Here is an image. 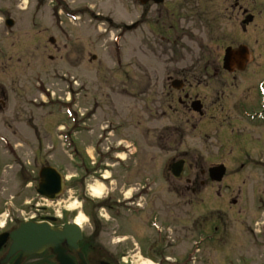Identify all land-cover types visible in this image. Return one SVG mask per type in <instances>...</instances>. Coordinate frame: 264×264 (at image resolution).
<instances>
[{"label":"rangeland","instance_id":"1","mask_svg":"<svg viewBox=\"0 0 264 264\" xmlns=\"http://www.w3.org/2000/svg\"><path fill=\"white\" fill-rule=\"evenodd\" d=\"M49 1L50 3L47 4L48 10L43 11L45 16L43 18L39 17L43 20V24L42 21L39 23L40 28L53 24L52 9L58 7L61 16L59 19L60 32L66 30L69 34H72L71 39L68 37L65 42L76 48L78 54H80L77 61L81 58V63L76 61V65L73 66L62 61L50 62L45 59V63H43L41 59H36L28 67L23 65L16 73L19 69L17 57H19L22 46L30 48L40 44L37 41H31L33 35L37 32L34 30L39 29L38 25H34L32 18L35 14H40L39 3L42 1L28 0L27 7L21 9L19 7L21 0H0V59L1 55L4 54L5 66H7V61L10 58L12 59L8 62L9 68H0V80H12L15 76H20L23 80H29L27 90L29 97L32 98L39 97V92L34 88L35 81L46 79L45 85L49 83L51 91L57 95L54 103L52 101L51 104L45 105L42 111H39L38 107L29 108V112L33 111L35 120L39 124L41 123L44 130H48L51 135L45 132V142L41 148L42 150L37 151L39 154L36 149L33 150L34 148L29 145L26 147L28 159L32 162L35 154L41 157V161L37 165L38 171L43 166L52 165L59 170L62 168L67 174H73L75 177L68 183L67 191H73L80 197L84 203V211L87 214L93 209H96L94 212L98 214L100 204H95L92 207L83 200L89 199L85 192V183L90 175L87 179H84L85 173L78 167V164L82 165L83 163L82 155L79 154L81 159H74L70 150L65 146L67 141L57 136L56 127L63 125V122L66 121L63 103L70 102L71 98V103L74 104L73 110L78 111L80 114H86L84 118H81L79 114H72V117L75 118L76 116L77 122L72 127L76 132L74 136H71V139H73V147L78 146V150L84 152V157L95 159L97 162L93 167L96 171L94 174L96 177L108 168L106 167L107 163L114 165L109 162L106 155L115 148L119 139L126 137L134 142L137 138L139 139L134 128L139 129L136 125L140 121L144 130H146L145 132L148 131L146 128H152L155 133L149 142L143 141L141 144L145 149H142V152L140 150L141 153L138 154L140 156L137 157V160L140 159L139 166L132 165L129 170L118 167L117 164L111 167L112 180L115 181V184L108 185L109 197L101 201L105 200L108 205L110 203L113 206L119 205L118 202L125 198L122 193L129 189H135L132 194L138 196L136 192L140 190V184H144L143 179L146 176L149 178V182H147V189L142 192L149 196L145 197L146 200L143 199L140 203L147 208L145 209L146 214L142 211L143 214L142 212L138 214L139 217L135 218L137 215L133 217L132 214L135 213L133 211L129 212L128 208L130 207L125 206L123 201L120 203V207L125 206L126 209L120 210V212L117 210L120 207L113 210V212L106 208L111 217L109 221H105L98 215L102 225L99 234L102 246L117 254L121 257V260L127 258L133 264H176V262L174 263L175 260H179L178 262L181 264H264V248L261 250V246H254L253 244L254 236L264 238V218H260L256 224L250 222V226L254 229L253 235L249 230L250 227L245 226L252 213L249 214L250 212L247 211V214H243L235 222L230 218L229 209L232 194L225 189H227V184L230 183V171L233 167L228 155V143H224L228 139L227 133L221 134L220 129L217 130L214 125L210 124H206L202 131L195 130L193 125L197 123V119L192 120L189 125L180 124L181 121H176L175 118L172 120L167 118H160L156 121L150 120L149 108L153 107L147 90L148 80L149 77L155 79L159 76L162 78L165 75L166 64L168 63L149 49L152 38L150 33L151 20L148 17L143 18L142 15L147 10L146 6L135 4L134 0H68L71 8H75L76 14L79 15L78 19L70 20L61 10L65 7L62 1L59 3ZM219 1L215 0L216 3H201L198 5V9L204 12L208 11L210 14L216 11V15L221 16V18H218V22L222 31H224V28L235 30L236 38L242 41L243 37L239 32L238 21L235 23L236 27H230L228 22L224 21L223 14L234 11L233 5L220 4ZM236 1L238 0H232L234 3ZM240 1L242 3L246 2L247 5L244 6H247L252 13L256 14L257 24L250 29L251 41L249 46L257 54L260 52L262 44L261 25H264V2L253 0V4H249L247 0ZM70 6L65 11L73 14ZM9 16L15 21L13 28L5 25L4 20ZM133 23L140 24L139 28L135 29L137 24L136 27L134 25L130 28L127 27ZM51 29H57V26L55 25ZM55 34L51 35L56 37L62 33ZM202 37L206 38V33H198L194 39H201ZM244 37L248 39V36ZM256 39H260V42L257 43ZM190 44L194 47L195 52L187 53L189 59L197 54L199 48V46L197 48L195 42ZM154 48L157 47L154 46ZM93 55L96 56V59H93ZM255 66L256 63H253L251 68L253 69ZM55 70H58L60 76L57 75V78L61 77V80L52 82L51 80L56 78L53 74ZM68 77H72L70 81L75 88L71 94L68 80L64 81V78ZM158 83L159 88L162 80H158ZM142 92L147 94L143 95ZM44 100L47 101V98L44 97ZM51 114H54V116ZM84 121H86L87 126L85 130L80 126ZM170 125L182 127V130L177 128L171 132V139L178 141V144H170L172 146L171 149H168L170 151L152 147L150 144L158 140L156 137L159 131ZM107 126L109 131L114 129L115 138L113 137V140L105 141V132L107 131H104V129ZM124 127L126 129L122 130ZM25 130L28 132L26 137L30 143L35 136H33L32 130L28 128ZM180 141L183 142L182 145H179ZM223 145L224 148H220ZM97 147L100 154L96 150ZM108 149L111 150L108 151ZM181 152L188 154L190 165L187 169V175L197 176L199 185L195 186L196 191L194 194H189L188 204L182 209L177 203V208L170 205L169 208L165 207L162 210L166 216L164 215V221L158 220V222H164L166 228L164 226L160 234L170 237L162 245L165 246L163 255L171 258L170 260H163V257L158 256L159 254L153 255L154 251L149 250L147 244V242H153L154 244L157 242L155 246L157 247L160 239L159 230L152 228L149 222L152 217L150 210H154V206L153 208L150 206L156 199L151 195V191L148 192L147 190L151 187L149 184L151 183V175H154L155 172H162L164 165L171 163L170 158L178 157ZM219 162L226 163L227 174L222 183L217 184L210 181L208 170L210 167L218 165ZM31 168H34V166L31 165ZM38 171L36 172L37 178ZM202 171L206 172L204 177L201 175ZM242 180L238 182L240 188H244ZM35 183L34 181V185ZM219 188L223 190L220 196L218 195ZM67 191L58 203H51L37 196L34 188L30 187L27 200L39 206L36 205L32 209H26L23 206L25 217L40 216L41 214L56 215L55 210L58 209L60 202L65 198ZM162 193L165 194L164 191ZM171 199L173 198L169 197L168 194L161 198L162 201L168 202ZM132 206L135 207V204H132ZM38 207L45 208V211H36ZM251 212H254V210H251ZM75 215L76 213L65 212L64 221L71 220ZM219 218L221 219V240L219 251L216 252V245L211 238L213 235H199L196 227L199 221H206L205 224L208 225L207 233H210L212 229L209 226L217 223ZM177 227L179 228L176 229ZM84 230L86 234L91 233L93 222L91 221L90 227L86 225ZM202 237H204L205 242L201 244L199 251L196 252L194 241L199 243L198 240ZM259 238L258 242H261ZM113 239H119L122 243L113 244L111 242ZM135 240L140 243L138 245H141L144 252L151 251L152 256H145L141 253ZM167 246L168 248H166ZM186 252L192 253L186 257Z\"/></svg>","mask_w":264,"mask_h":264},{"label":"flooded vegetation","instance_id":"2","mask_svg":"<svg viewBox=\"0 0 264 264\" xmlns=\"http://www.w3.org/2000/svg\"><path fill=\"white\" fill-rule=\"evenodd\" d=\"M40 1H42L39 3L41 12L37 15L43 18L45 16L43 11L48 10L47 4L50 1ZM134 1L137 5L146 6L147 10L143 12V18L148 17L151 20L152 38L149 49L168 63L162 78L159 76L155 79L149 77L148 80L147 90L153 107L149 108L151 120L156 121L160 118L172 120L175 118L176 121H181L180 124L189 125L192 120L197 119V123L193 125L195 130L202 131L206 124H210L214 125L217 130L220 129L221 134L227 133L228 139L224 143H228V155L233 167H230V183L225 189L232 194L229 209L230 218L235 222L243 214H247V211L250 212L249 214L252 213L245 226L250 227L249 230L253 235L254 229L250 226V222L256 224L260 218L264 217V119L258 116L259 113H264V25H261L260 52L256 54L249 46L251 41L249 33L250 29L257 24V18L256 14L244 6L247 5L246 2L242 3L238 0L234 3L232 0H218L220 4L233 5L234 11L225 12L223 16L224 21L228 22L230 27H236L235 23L238 21L239 32L243 37V40L239 41L236 38L235 30L224 28L222 31L218 22V18L221 16L216 15V11L210 14L208 11L204 12L198 9L199 4L214 3L215 0ZM261 1L264 2V0ZM247 2L253 4V0H247ZM71 11L76 12L75 8ZM37 15L32 19L34 25L39 26L40 21L43 24V20L37 18ZM52 16L55 19L52 18L51 26L42 28L39 26L38 30H34L37 32L31 41H37L40 44L30 48L22 46L19 57H17L19 69L16 73L23 65L28 67L36 59H41L43 63H45V59L50 62L62 61L73 66L77 62L81 63V58L77 61L80 54L76 48L65 42L66 38L70 37L71 39L72 34L66 30L60 32L59 19L61 16L58 7H53ZM250 17L252 20L247 21ZM8 18L11 17L6 19ZM55 25L58 30L51 29ZM139 26L140 24H137L135 29ZM53 33H56L55 35L62 34L54 37L51 35ZM198 33H206V38L194 39ZM244 36H248V39ZM259 40L255 41L259 43ZM192 42H195L199 48L197 54L189 59L187 53L195 52L194 47L190 44ZM228 48L238 52V55L235 56L238 64L231 65L230 69L224 67V57ZM4 57V54L1 55L0 68H9L8 62L12 59L10 58L5 66ZM253 63H256V66L252 69ZM53 74L56 78L51 80L52 82L61 80V77L57 78V75L60 76L58 70H55ZM71 78H64V81L68 80L70 92H73ZM158 80H162L159 88ZM45 81L47 80L35 81L34 88L39 92V97L30 98L27 90L29 80H23L20 76H15L12 80H0V225H2L0 226V235L11 234L26 220L23 206L26 209H32L37 205L27 200V193L31 187L30 182L37 179V165L41 161L37 151L43 146L45 131L41 123L39 124L35 120L33 111L29 112V108L38 107L37 109L42 111L46 104H51L52 101L54 103V100L57 99L56 93L51 91L49 83L48 86L45 85ZM39 83L40 85L37 86ZM141 94L146 95L147 93L142 92ZM44 97L48 99V102L44 100ZM197 106H200L199 110ZM27 128L32 130L31 132L35 136L30 143L26 137L28 132L25 129ZM177 128L182 130V127H175V125L161 129L156 137L158 140L153 142L155 147L160 150H168L172 148V144H178V141L171 139V132ZM152 133L154 135V129ZM182 144L183 142L180 141L179 145ZM28 145L34 148L33 150L36 149L38 153L35 154L32 162L26 155L25 149ZM224 145L220 148H224ZM170 160L171 163L164 165L162 172L152 175L154 182L152 195L156 200L150 206L151 208L154 206V210H150V212L151 218L155 217L159 221H164L163 208H169L170 205L177 208L178 203L182 209L188 204L189 194H194L195 186L199 185L197 176L187 175L190 165L187 153L181 152L178 157L170 158ZM176 161H184V172L179 177L175 176L171 169L172 164ZM218 164L226 165L223 162ZM29 165H33L34 168H30ZM201 175L204 177L206 172L202 171ZM199 178L201 177L199 176ZM241 180L244 182V188L238 186V182ZM163 191L165 194L162 193ZM222 191L221 188L218 189L219 196ZM167 194L173 199L170 202L162 201L161 198ZM125 206L118 208V212L126 209ZM41 210L44 211V208L36 209L38 212ZM128 211L131 212V209L128 208ZM47 218L46 215L41 214L40 216L36 215L33 219L46 221ZM205 222L199 221L196 231L199 235L213 234L211 238L216 245L217 252L221 240V219L219 218L217 223L209 226L212 229L210 233H207L208 225ZM52 224L59 227L63 223L55 220L52 221ZM161 224L163 227L165 226L164 222ZM100 230L101 225L93 223L91 233L86 234L84 230V237L78 242L77 250L66 245L68 255L75 264H82L83 261L85 264H123L120 261L121 257L102 246L99 240ZM168 238H170L168 235H162L158 240L159 246L157 247H155L157 242L155 244L147 242L149 250L154 251V254H159L158 256L163 257V260H168L163 255L165 246H162ZM258 238V236H254L253 244L261 246L262 250L264 238H259L261 242H258ZM11 244L12 239L9 236L0 248V264H16L21 257V253L9 255ZM137 247L142 252L141 245ZM81 253L83 258L80 256ZM144 253L151 254V252ZM185 256H187V252ZM178 261L175 260L174 263L179 264ZM19 264H59V262L52 250L48 249L43 253L24 257Z\"/></svg>","mask_w":264,"mask_h":264},{"label":"water","instance_id":"3","mask_svg":"<svg viewBox=\"0 0 264 264\" xmlns=\"http://www.w3.org/2000/svg\"><path fill=\"white\" fill-rule=\"evenodd\" d=\"M250 20H252V17L247 21ZM7 24L12 27L14 22L13 20H8ZM243 52L245 53V51ZM237 55V51L233 49L227 50L225 68L230 69L231 65L238 63V61L235 60V56ZM172 170L176 176H179L183 170V163L178 162L173 164ZM60 173L61 172L56 168L51 166L42 168L40 171L39 188L37 190L38 194L51 201H56L57 198L61 196L56 195L60 191ZM209 173L213 181L221 182L226 173V168L224 165L212 167ZM10 236L13 243L9 255L12 256L18 252L21 253V257L16 264H19L24 257H29L36 253H43L47 249L52 250L60 264H75L68 255L66 245L77 250L78 242L83 238L82 230L71 225V223L64 225L63 228H56L48 222L40 223L35 221L25 222L18 229L13 231ZM7 237L8 234H4L0 237V248L5 243ZM80 256H82V253ZM81 258H83V256ZM82 264H85V262L83 261Z\"/></svg>","mask_w":264,"mask_h":264},{"label":"clouds","instance_id":"4","mask_svg":"<svg viewBox=\"0 0 264 264\" xmlns=\"http://www.w3.org/2000/svg\"><path fill=\"white\" fill-rule=\"evenodd\" d=\"M28 0H21L19 7L24 9L27 7ZM259 118L264 119V113L258 114ZM119 147V144L116 145ZM121 159L126 157L121 156ZM115 166V165H113ZM60 180V191L56 195L65 194L67 190L68 183L73 179V174H62ZM112 172L105 169L100 173L99 177L95 175L90 176L85 183V192L88 198L92 201H99L106 199L109 195V187L104 183V181H109L110 184L114 185L115 181L111 180ZM114 190V189H113ZM135 189H129L128 191L122 193L123 196L128 199L131 197L132 192ZM142 206V205H141ZM65 212L76 213V215L70 221L71 225L76 226L79 230H83L84 227L91 226V220L88 214L84 211V203L80 197L73 191L68 190L65 198L60 202L58 209L55 210L57 217H63ZM105 221L110 220L111 217L108 211L104 208H101L98 213ZM2 226V225H0ZM113 244L120 243L119 239H113L111 241Z\"/></svg>","mask_w":264,"mask_h":264}]
</instances>
